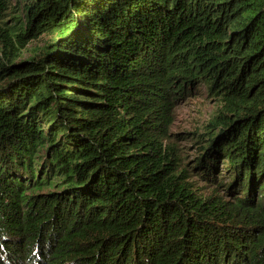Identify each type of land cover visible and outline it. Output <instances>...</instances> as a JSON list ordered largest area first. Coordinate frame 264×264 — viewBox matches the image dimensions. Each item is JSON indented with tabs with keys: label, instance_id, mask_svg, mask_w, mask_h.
I'll use <instances>...</instances> for the list:
<instances>
[{
	"label": "trees",
	"instance_id": "trees-1",
	"mask_svg": "<svg viewBox=\"0 0 264 264\" xmlns=\"http://www.w3.org/2000/svg\"><path fill=\"white\" fill-rule=\"evenodd\" d=\"M0 264H264V0H0Z\"/></svg>",
	"mask_w": 264,
	"mask_h": 264
},
{
	"label": "rangeland",
	"instance_id": "rangeland-1",
	"mask_svg": "<svg viewBox=\"0 0 264 264\" xmlns=\"http://www.w3.org/2000/svg\"><path fill=\"white\" fill-rule=\"evenodd\" d=\"M50 36L41 35L39 38L30 41L23 51L22 57L29 58L39 52L45 44L48 43ZM216 100L201 94L190 95L177 107L174 115V121L170 129L173 138L178 140L180 151L183 154L184 162L195 164V158L202 152L198 149L200 140L207 141L206 131L211 119V113L216 109ZM183 134V135H178ZM204 153V152H203ZM219 164V169L223 171V165ZM224 172V171H223ZM193 180V179H192ZM220 180V179H219ZM228 180V181H227ZM226 182H230L227 179ZM197 192L200 195H207L213 191V186L207 184L204 180H193Z\"/></svg>",
	"mask_w": 264,
	"mask_h": 264
}]
</instances>
